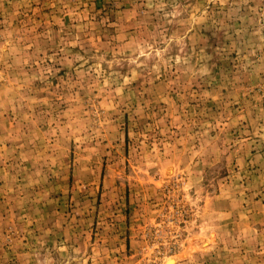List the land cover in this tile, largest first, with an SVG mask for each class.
Wrapping results in <instances>:
<instances>
[{
    "label": "rangeland",
    "instance_id": "rangeland-1",
    "mask_svg": "<svg viewBox=\"0 0 264 264\" xmlns=\"http://www.w3.org/2000/svg\"><path fill=\"white\" fill-rule=\"evenodd\" d=\"M264 264V0H0V264Z\"/></svg>",
    "mask_w": 264,
    "mask_h": 264
},
{
    "label": "bare ground",
    "instance_id": "bare-ground-1",
    "mask_svg": "<svg viewBox=\"0 0 264 264\" xmlns=\"http://www.w3.org/2000/svg\"><path fill=\"white\" fill-rule=\"evenodd\" d=\"M167 264H172V262H171V261H169Z\"/></svg>",
    "mask_w": 264,
    "mask_h": 264
}]
</instances>
